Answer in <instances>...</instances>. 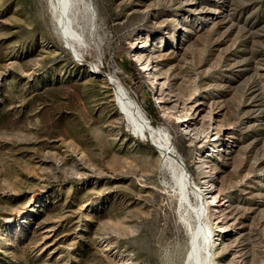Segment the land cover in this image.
<instances>
[{
  "label": "rangeland",
  "instance_id": "obj_1",
  "mask_svg": "<svg viewBox=\"0 0 264 264\" xmlns=\"http://www.w3.org/2000/svg\"><path fill=\"white\" fill-rule=\"evenodd\" d=\"M184 1L85 0L96 26L80 19L77 45L52 0H0V264L185 263L196 224L166 143L208 202L223 201L208 218L220 263L264 264V0L209 2L217 17L179 42ZM140 44L166 85L142 68ZM122 85L147 133L120 112ZM191 97L222 125L186 129Z\"/></svg>",
  "mask_w": 264,
  "mask_h": 264
},
{
  "label": "bare ground",
  "instance_id": "obj_2",
  "mask_svg": "<svg viewBox=\"0 0 264 264\" xmlns=\"http://www.w3.org/2000/svg\"><path fill=\"white\" fill-rule=\"evenodd\" d=\"M209 2L216 1L185 0L183 2L185 12H183L176 21V32L179 36V42L184 40L185 36H188L191 31V25L200 28L203 24L217 17L220 12L218 7L214 6L212 3L209 4ZM51 4L63 33L77 45L80 44L84 36H82L80 26H83L85 23L79 25L80 19H84L92 28L96 26L94 25L95 17L91 12L92 10L90 11L88 8L85 0H52ZM86 12L88 16H86ZM163 41L164 36H159L158 42L162 44ZM157 57L158 54L155 53L154 50H147L146 44H140L138 46L137 58L142 63V68L151 75L155 85H166V82L162 80L164 75L163 71L158 67ZM114 81L117 83L116 79H114ZM117 99L120 112L125 115L134 129L142 134L147 133L148 126H146L145 112L131 91L122 85L117 90ZM159 99L161 103L164 102L162 96H160ZM185 106H187L186 108L188 110L182 115L184 117L182 121L185 122L186 129L190 128V119H194L196 123H203L208 118L210 119V125L213 129H217L218 126L222 125L218 116L219 108L214 103H209L207 107H205L206 102L204 99L191 97ZM185 106H182V109H184ZM160 132L162 135H165L163 130ZM229 140V138L223 139L224 142L221 143V149L227 147ZM171 148L172 147L167 143L162 144V150L169 158L174 185L179 189L181 202L187 207V216L189 218H186L189 219L190 222H195L196 224L195 231L193 229L194 232L192 236H190L189 250L186 255L185 263L183 264H221L218 258V248L222 243L223 231L217 222H215L214 225H210L211 223L209 224L208 218L209 208L213 207L217 210H221L224 205L223 201L217 199L219 194L216 193L213 195V200L215 202H208L207 198L212 196L209 195L210 191L206 192L191 180ZM216 192H218V189ZM192 196L195 197L197 202L193 201Z\"/></svg>",
  "mask_w": 264,
  "mask_h": 264
}]
</instances>
